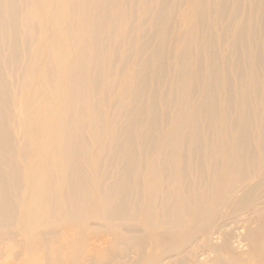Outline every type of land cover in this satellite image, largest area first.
Here are the masks:
<instances>
[{
  "label": "bare ground",
  "instance_id": "6f19581e",
  "mask_svg": "<svg viewBox=\"0 0 264 264\" xmlns=\"http://www.w3.org/2000/svg\"><path fill=\"white\" fill-rule=\"evenodd\" d=\"M0 264H264V0H0Z\"/></svg>",
  "mask_w": 264,
  "mask_h": 264
},
{
  "label": "rangeland",
  "instance_id": "374dc122",
  "mask_svg": "<svg viewBox=\"0 0 264 264\" xmlns=\"http://www.w3.org/2000/svg\"><path fill=\"white\" fill-rule=\"evenodd\" d=\"M231 217L234 218V215H232V216L230 215V216H229V221L232 219ZM239 220H243V219L240 218ZM239 220H236V221H239ZM244 223H245V222L242 221V222H240V223H237V225H236V224H234V223L231 222V226H230V228H232L231 230H233V232H232L233 234H232V235H234V236H238V235H240V236H243V237H244V234H243V233H244ZM234 225H235V226H234ZM230 228H229V229H230ZM241 228H242V230H241ZM237 232H238V233H237ZM234 233H236L237 235L234 234Z\"/></svg>",
  "mask_w": 264,
  "mask_h": 264
}]
</instances>
